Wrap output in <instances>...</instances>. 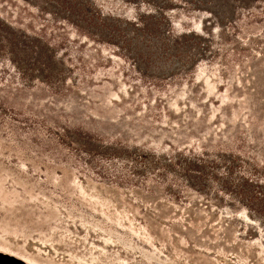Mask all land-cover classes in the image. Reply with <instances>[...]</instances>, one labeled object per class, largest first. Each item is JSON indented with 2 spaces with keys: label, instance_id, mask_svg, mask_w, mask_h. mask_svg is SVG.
<instances>
[{
  "label": "rangeland",
  "instance_id": "rangeland-1",
  "mask_svg": "<svg viewBox=\"0 0 264 264\" xmlns=\"http://www.w3.org/2000/svg\"><path fill=\"white\" fill-rule=\"evenodd\" d=\"M0 256L264 264V0H0Z\"/></svg>",
  "mask_w": 264,
  "mask_h": 264
},
{
  "label": "bare ground",
  "instance_id": "bare-ground-1",
  "mask_svg": "<svg viewBox=\"0 0 264 264\" xmlns=\"http://www.w3.org/2000/svg\"><path fill=\"white\" fill-rule=\"evenodd\" d=\"M0 264H21V261L12 256L6 258L0 256Z\"/></svg>",
  "mask_w": 264,
  "mask_h": 264
}]
</instances>
